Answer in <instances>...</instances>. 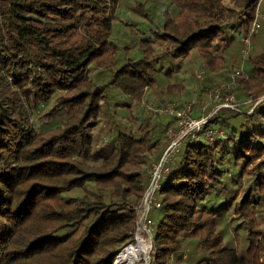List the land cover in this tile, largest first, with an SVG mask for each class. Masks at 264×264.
I'll return each mask as SVG.
<instances>
[{
    "label": "trees",
    "instance_id": "1",
    "mask_svg": "<svg viewBox=\"0 0 264 264\" xmlns=\"http://www.w3.org/2000/svg\"><path fill=\"white\" fill-rule=\"evenodd\" d=\"M122 2L0 0V264H115L136 242L148 169L178 127L138 123V109L148 91L179 93L192 59L203 75L233 70L227 83L239 71L243 105L210 118L215 141L181 143L148 264H264V53H241L264 2L143 0L126 20Z\"/></svg>",
    "mask_w": 264,
    "mask_h": 264
},
{
    "label": "rangeland",
    "instance_id": "2",
    "mask_svg": "<svg viewBox=\"0 0 264 264\" xmlns=\"http://www.w3.org/2000/svg\"><path fill=\"white\" fill-rule=\"evenodd\" d=\"M140 1H143V0H123L122 6H121L123 12H121L120 18L124 20L131 18L133 8ZM262 5L263 6L260 8L259 13L262 14L261 17H264V4ZM118 30L119 31H117V35L115 34L116 40H118V42L121 45H123L124 43H129V40L131 38L129 37L128 30H124L121 27H119ZM133 49L134 48H132V50ZM229 53L231 57H236V59H238L234 65V68H237L240 65V61H241L239 42H237L236 44L232 46V49ZM261 53H264V31L260 32L257 36H255L252 39V50L250 52V56L258 55ZM231 57H229V59ZM231 60L233 62L232 58ZM185 65H187L188 67L187 69H190L189 70L190 72H189V75L185 76V81L183 82V84L185 85L184 88L179 93H176L173 96L169 97L168 100H164V102L168 101L171 103H176V106L178 107H183L179 103H183L184 105L191 104L193 106L192 116L194 118H198L199 116H207L211 111V106H212L211 98H212L213 93L215 92L214 88L217 86L216 84H218V87L222 84L223 85L226 84L227 78L231 77L233 70H230L228 74L220 77V79H218L216 75H213V74L209 75L208 71L205 70V73L202 76V78H197L196 72L203 69V63H201L197 59L196 60L192 59L188 61ZM219 76L220 75H218V77ZM160 81L163 85H167L164 78H161ZM174 82H177V81L175 79L171 80V83H174ZM159 104H161V102L157 99V96L154 93L148 91L144 100L139 106L141 109L140 110L138 109L139 119L137 122L138 123L144 122L147 119V117H150V116L152 117V122H153L152 126L158 124V122L168 121L167 117L161 116L158 114L155 115L152 112L151 109L157 108ZM106 129L107 128L103 127L101 130H99L98 139H100L99 140L100 144L102 143L100 147H105L110 143L109 138L105 132ZM165 136H168V132H167V135H166V132L162 134V138H164L163 141H166ZM167 141H168V144L166 145V147L168 148V146L172 142V139L168 136ZM156 199L158 201L157 196H156ZM140 219H141V215L139 213V221ZM139 238H140L139 243H138V240L136 239V242L132 244L131 246V247L133 246L139 247V245L142 246V247H139L140 251L138 252V254L135 255V258L127 259L125 252L130 248L129 247L126 251L125 249L123 250V252L120 254L115 264H148L149 253L152 250V239L148 238L145 234L143 235L139 234Z\"/></svg>",
    "mask_w": 264,
    "mask_h": 264
},
{
    "label": "built area",
    "instance_id": "3",
    "mask_svg": "<svg viewBox=\"0 0 264 264\" xmlns=\"http://www.w3.org/2000/svg\"><path fill=\"white\" fill-rule=\"evenodd\" d=\"M264 2V0H261ZM261 15L258 14L256 20L253 22L249 33L242 37L241 53L243 58H247L252 50V39L264 29V20L261 21ZM197 77H202L203 71L196 72ZM239 71L232 76V80L219 87L215 91L214 102L219 103L215 106L213 111L207 116H199L194 118L192 116L193 106L186 104L183 107H178L176 104L167 102L161 103L155 109H151L154 114L167 115L175 117L178 120L177 130L169 129L168 136L172 139L171 144L163 152L161 158L153 162L148 169L150 184L145 192L143 202L138 208L141 219L138 221L136 239L139 243V234H145L148 238L152 239V222L149 220V213L154 208H160V203L157 201L156 196L162 188V182L168 177L170 168L175 160L176 154L181 143L188 137L198 139L201 135L213 142L217 135L223 136L222 132L216 129H206L210 118L215 115L220 109H238L243 104L237 103L234 96L230 94L232 84L238 79ZM249 103V102H247ZM182 140V141H181ZM181 141V142H180ZM129 245L127 248L131 247ZM125 248V250L127 249Z\"/></svg>",
    "mask_w": 264,
    "mask_h": 264
},
{
    "label": "bare ground",
    "instance_id": "4",
    "mask_svg": "<svg viewBox=\"0 0 264 264\" xmlns=\"http://www.w3.org/2000/svg\"><path fill=\"white\" fill-rule=\"evenodd\" d=\"M139 247H142L141 245H139ZM138 246H133V247H130L126 252H125V255H126V257H127V259H129V258H132V259H134L135 258V255L136 254H138V252L140 251V248H139Z\"/></svg>",
    "mask_w": 264,
    "mask_h": 264
}]
</instances>
